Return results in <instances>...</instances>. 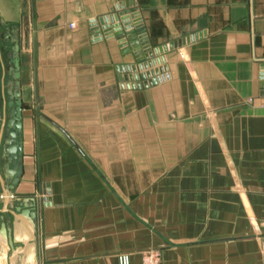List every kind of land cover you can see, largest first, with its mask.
<instances>
[{
    "label": "crops",
    "instance_id": "crops-1",
    "mask_svg": "<svg viewBox=\"0 0 264 264\" xmlns=\"http://www.w3.org/2000/svg\"><path fill=\"white\" fill-rule=\"evenodd\" d=\"M122 7L164 58L139 79L100 22ZM16 65L23 174L10 192L4 124L0 249L3 225L31 235L29 198L38 264H142L152 248L264 264V0H0L3 122Z\"/></svg>",
    "mask_w": 264,
    "mask_h": 264
},
{
    "label": "water",
    "instance_id": "water-1",
    "mask_svg": "<svg viewBox=\"0 0 264 264\" xmlns=\"http://www.w3.org/2000/svg\"><path fill=\"white\" fill-rule=\"evenodd\" d=\"M123 8V7H122ZM120 10L119 15L115 16L112 19V23H108V19L101 20V25L103 31L109 35H115L119 38L122 46L126 47V53L131 54L134 53L138 59L139 67L137 65L128 66L129 72H134L135 74L130 75L131 79H139L140 75L138 73L140 70L144 71L149 68L154 67L158 62L164 61V58L159 61L150 60V57L154 56V50L149 44V40L141 31H139L138 25L135 26L136 30L133 28L134 26L131 24L133 20V24L137 23L138 13L131 14L130 11L126 9H118ZM123 10V11H121ZM113 26V27H112ZM99 29L96 28L95 31ZM139 32H136V31ZM130 43V46L127 45ZM178 45V43L176 44ZM168 50V46H165L161 49H156V53L162 54L164 51ZM16 74L14 77L16 78L12 90L8 91V118L6 122L4 121V111L2 110V104L0 102V126L6 124V130L8 131L7 138L4 141L6 146L5 148V156H7V168L8 175L12 177V184L9 186V191L12 192L14 188L19 184L20 179L23 174V142L20 139L22 133V115H23V107L21 101V82L19 78V65H16ZM160 70H154L152 72H142L143 77L152 76L156 73H159ZM160 79L149 80L146 82V85L154 84L158 82ZM135 86V85H134ZM138 86H141L139 83ZM10 165L13 166V169H10ZM13 195V194H12ZM9 195H5L6 200ZM28 203H26L25 208H17L18 213L24 217L30 225L31 235H21L17 233L16 229L13 234L12 228L6 227V225L2 226L1 234H2V248L0 249V264H38V253L36 247V219L37 213L35 210V206L33 201H30L32 204H29V198H27ZM48 201V200H46ZM29 248L27 249V247ZM11 251V254H9Z\"/></svg>",
    "mask_w": 264,
    "mask_h": 264
},
{
    "label": "built area",
    "instance_id": "built-area-1",
    "mask_svg": "<svg viewBox=\"0 0 264 264\" xmlns=\"http://www.w3.org/2000/svg\"><path fill=\"white\" fill-rule=\"evenodd\" d=\"M139 17V16H138ZM137 23L133 24V20L131 22V24L134 26L133 28L136 30L135 26L138 25L139 27V31H141L144 35L145 32L142 29V24L140 19H137ZM72 26H74V24H72ZM138 30L136 32H139ZM147 37V36H146ZM130 45V43L128 44ZM120 264H130V258L128 255H122L120 256ZM142 264H162V251L161 249H148L146 251L143 252L142 254Z\"/></svg>",
    "mask_w": 264,
    "mask_h": 264
}]
</instances>
